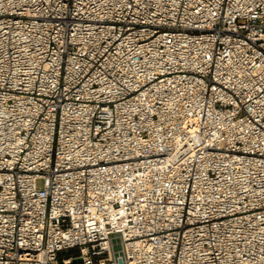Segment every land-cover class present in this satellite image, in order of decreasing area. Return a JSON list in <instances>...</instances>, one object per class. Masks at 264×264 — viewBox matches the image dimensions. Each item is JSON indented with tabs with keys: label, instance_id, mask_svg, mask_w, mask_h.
<instances>
[{
	"label": "built area",
	"instance_id": "built-area-1",
	"mask_svg": "<svg viewBox=\"0 0 264 264\" xmlns=\"http://www.w3.org/2000/svg\"><path fill=\"white\" fill-rule=\"evenodd\" d=\"M0 264H264V0H0Z\"/></svg>",
	"mask_w": 264,
	"mask_h": 264
},
{
	"label": "rangeland",
	"instance_id": "rangeland-1",
	"mask_svg": "<svg viewBox=\"0 0 264 264\" xmlns=\"http://www.w3.org/2000/svg\"><path fill=\"white\" fill-rule=\"evenodd\" d=\"M36 188L37 189H42L43 188V181L42 180H37ZM114 249H115V251H119L120 250V245H119V241L118 240L114 241Z\"/></svg>",
	"mask_w": 264,
	"mask_h": 264
}]
</instances>
